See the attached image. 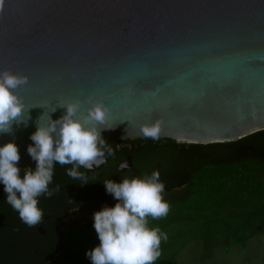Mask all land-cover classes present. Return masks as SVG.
Segmentation results:
<instances>
[{"label":"water","instance_id":"obj_1","mask_svg":"<svg viewBox=\"0 0 264 264\" xmlns=\"http://www.w3.org/2000/svg\"><path fill=\"white\" fill-rule=\"evenodd\" d=\"M3 70L28 78L15 90L22 122L0 133L19 168L34 162L38 119L46 126L69 103L81 120L105 105V143L139 140L155 122L175 144L235 142L264 130V0H4Z\"/></svg>","mask_w":264,"mask_h":264},{"label":"clouds","instance_id":"obj_2","mask_svg":"<svg viewBox=\"0 0 264 264\" xmlns=\"http://www.w3.org/2000/svg\"><path fill=\"white\" fill-rule=\"evenodd\" d=\"M4 0H0L3 11ZM28 78L9 70L0 71V133L11 132L12 125L19 124L24 109L23 100L15 90L25 86ZM65 114L37 128L30 135L32 145L27 153L35 162V170L17 167L20 160L18 147L9 142L0 147V184L4 186L6 203L18 213L25 225L34 227L44 218L38 207L40 196L51 198L56 189H49L54 174V164L73 165L66 172L71 178H79L78 167L92 170L99 167L105 157V141L100 132L107 121L108 109L102 103H94L83 119H76L78 103H69ZM54 109L52 112H54ZM91 125V126H89ZM159 122L141 125L139 135L153 141L160 138ZM108 154L112 150L108 149ZM122 167H127L126 164ZM108 194L117 201L113 207H103L93 213V228L99 240L98 246L85 253L91 264H154L160 257V244L168 239L159 228L150 229L148 218L153 220L167 216L169 204L162 193L165 185L160 182L159 171H153L144 179H124L116 183H103Z\"/></svg>","mask_w":264,"mask_h":264},{"label":"trees","instance_id":"obj_3","mask_svg":"<svg viewBox=\"0 0 264 264\" xmlns=\"http://www.w3.org/2000/svg\"><path fill=\"white\" fill-rule=\"evenodd\" d=\"M142 141V145L128 141L134 146L130 149L125 146L119 152L112 150L109 158L123 160L129 156L132 159L137 175L130 176V180L144 179L150 177L153 171H159L160 182L165 185L162 196L169 204V212L160 219L149 217L147 226L150 229L159 228L162 233L173 223L177 211L187 212L203 201L205 207L207 202L211 203L218 195L223 178L249 173L243 169L245 162L264 163V130L235 142L208 145L175 144L161 139H140ZM110 144L113 143L105 145L108 147ZM23 174L21 172V177ZM182 184L184 187L175 189ZM3 189V184H0V264H91L85 253L99 244L93 224L73 232L47 254L42 251L35 253V246L25 243L18 213L6 203ZM103 201L106 205L107 200ZM104 206L100 205L99 211ZM260 218V226L264 228V216ZM166 247L167 244L161 240V255L154 264H178L172 258L162 256ZM60 249L64 252L63 259L56 260L53 255Z\"/></svg>","mask_w":264,"mask_h":264},{"label":"rangeland","instance_id":"obj_4","mask_svg":"<svg viewBox=\"0 0 264 264\" xmlns=\"http://www.w3.org/2000/svg\"><path fill=\"white\" fill-rule=\"evenodd\" d=\"M244 170L220 181L213 201L176 212L164 232L163 257L178 264H264V163L248 161ZM82 215L81 222L86 221ZM59 258V256H58Z\"/></svg>","mask_w":264,"mask_h":264},{"label":"flooded vegetation","instance_id":"obj_5","mask_svg":"<svg viewBox=\"0 0 264 264\" xmlns=\"http://www.w3.org/2000/svg\"><path fill=\"white\" fill-rule=\"evenodd\" d=\"M136 142H139L141 145L144 144L143 141L140 142V139L136 140ZM111 143L113 144H110L108 147L104 144L103 148L107 162H105L93 175L87 174L83 167H78L77 171L81 175L79 178L74 179L66 174L73 165H54L53 180L49 185V189L52 190L58 187L59 190L55 191L51 198H46L43 195L38 198V207L44 213L43 220L34 227H29L21 222V220L19 221V223H22L24 241L25 243H31L35 246V253L42 251L47 254L51 251L53 246L62 244L73 232L92 225L93 213L99 211L98 208L100 205H105L103 199L107 200L105 206H114L116 200L113 199L111 194L106 192L103 183L107 180H112L116 183L124 179L130 180V176H133L132 171H137V169L134 167L131 159L132 170L124 169L123 167L122 169L124 170L119 171V167L125 162L127 157L123 160H112L109 158L108 154V149L119 152L125 146L130 149L134 146L133 143L128 141ZM28 168L35 170V162L31 163L26 168L20 169L21 172H24V169ZM136 175L133 177H136ZM100 187L102 189H100ZM182 187H184L183 184L175 189H180ZM77 214L84 216L82 218H86L87 220L81 222L79 218H72V216ZM63 254V250L60 249L54 253L53 258L61 260L63 259Z\"/></svg>","mask_w":264,"mask_h":264}]
</instances>
